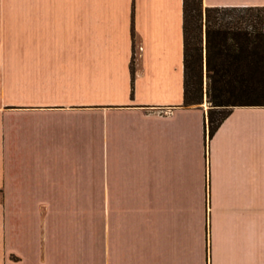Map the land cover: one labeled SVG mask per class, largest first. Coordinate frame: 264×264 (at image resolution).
I'll return each instance as SVG.
<instances>
[{"label": "crops", "instance_id": "obj_1", "mask_svg": "<svg viewBox=\"0 0 264 264\" xmlns=\"http://www.w3.org/2000/svg\"><path fill=\"white\" fill-rule=\"evenodd\" d=\"M182 59V0H0V264H264V106Z\"/></svg>", "mask_w": 264, "mask_h": 264}, {"label": "trees", "instance_id": "obj_2", "mask_svg": "<svg viewBox=\"0 0 264 264\" xmlns=\"http://www.w3.org/2000/svg\"><path fill=\"white\" fill-rule=\"evenodd\" d=\"M182 37V105H199L205 96L208 137L232 107L264 106L262 7L182 0Z\"/></svg>", "mask_w": 264, "mask_h": 264}, {"label": "rangeland", "instance_id": "obj_3", "mask_svg": "<svg viewBox=\"0 0 264 264\" xmlns=\"http://www.w3.org/2000/svg\"><path fill=\"white\" fill-rule=\"evenodd\" d=\"M253 12V14H255L256 12H255V10H252ZM246 12V10H243V9H238V10H236L235 11V13H240V14H243V13H245ZM248 13V12H247ZM206 100L204 99V96H203V98H202V103L203 102H205ZM206 106L208 107V103L206 102Z\"/></svg>", "mask_w": 264, "mask_h": 264}]
</instances>
